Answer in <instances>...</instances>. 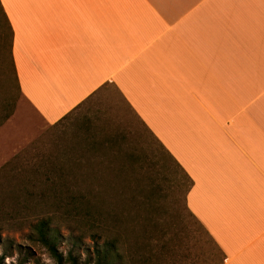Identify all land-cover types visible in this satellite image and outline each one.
Masks as SVG:
<instances>
[{"label":"crops","instance_id":"1","mask_svg":"<svg viewBox=\"0 0 264 264\" xmlns=\"http://www.w3.org/2000/svg\"><path fill=\"white\" fill-rule=\"evenodd\" d=\"M0 7L18 91L45 124L113 89L188 178L219 264H264V0Z\"/></svg>","mask_w":264,"mask_h":264},{"label":"rangeland","instance_id":"2","mask_svg":"<svg viewBox=\"0 0 264 264\" xmlns=\"http://www.w3.org/2000/svg\"><path fill=\"white\" fill-rule=\"evenodd\" d=\"M113 92L107 88L59 123L45 124L18 91L0 8V208L11 212L0 213L4 264H57L31 235L43 217L58 233L57 254L78 264H90L93 246L108 237L118 241L124 264L149 252L153 259L162 252L165 264L220 263L216 245L186 208L188 178ZM47 162L74 169L94 195L96 213L75 217L39 195L17 208L10 198L22 168L46 170Z\"/></svg>","mask_w":264,"mask_h":264},{"label":"trees","instance_id":"3","mask_svg":"<svg viewBox=\"0 0 264 264\" xmlns=\"http://www.w3.org/2000/svg\"><path fill=\"white\" fill-rule=\"evenodd\" d=\"M47 163L50 164V162ZM13 166L12 163H8L5 168L10 167L11 170H14ZM55 166L57 165L51 163L46 170H41L39 165L30 169L22 168L21 174L15 179L17 185L10 198L16 203L17 208L26 202L35 201L36 196L39 195L42 200H50V206L61 208L59 210L67 211V213L73 212L75 217H82L83 213H90V216L92 213H96L94 195L83 190L79 180L72 175L74 169L67 166L60 168ZM21 198L24 199V203ZM0 213L11 216V212L3 208H0ZM30 230L31 235L47 248L57 264H78V261L71 254H68L66 260L62 255L57 254L55 245L58 240V233L51 228L49 218L39 219L31 225ZM117 242L114 237H108L101 244H95L89 255L90 264H124L125 259ZM0 243H2L1 236ZM151 255L149 252L148 256H141L137 260L138 264H165L162 252L159 253L158 258H156V254L154 255L156 259H153ZM4 260L5 257L0 255V264H4Z\"/></svg>","mask_w":264,"mask_h":264}]
</instances>
